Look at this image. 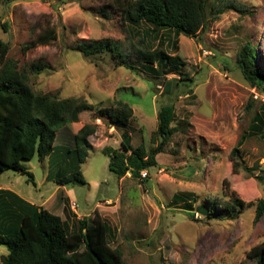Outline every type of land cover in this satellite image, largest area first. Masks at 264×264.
<instances>
[{"label": "rangeland", "instance_id": "1", "mask_svg": "<svg viewBox=\"0 0 264 264\" xmlns=\"http://www.w3.org/2000/svg\"><path fill=\"white\" fill-rule=\"evenodd\" d=\"M109 1L0 3V44L6 45L5 60L26 72L36 62L48 65L38 75L29 74L34 91L61 99L81 98L93 105V111L81 113L77 125L66 129L70 132L61 128L55 141L58 148L72 150L71 131L86 124L95 128L89 137L93 149L79 167L86 185L65 187L73 194L77 215L82 219L99 214L112 230L108 237L111 247L121 251L125 264H254L247 252L264 242V213L254 221L257 204L264 202V130L247 137L237 160L231 151L247 136L264 101V94L251 89L235 65L237 52L251 43L264 69V0H235L240 11H226L209 22L205 33L193 38L161 32L163 48L180 62L164 70L151 65L158 74L134 60L129 62L137 71L127 70L109 52L90 63L73 50L83 42L99 40L121 45L124 54L133 45L139 46L140 36L134 32L145 27L127 25L112 9L104 14L101 8H107ZM51 27L56 29L55 42L23 51ZM168 40H176V46L170 48ZM147 41L152 47L160 42L150 37ZM179 79L185 82L175 88ZM164 82L171 83L170 95H166ZM185 83L189 88L182 86ZM119 101L133 111L125 127L112 126L107 118L97 119L100 110H114ZM170 101L179 130L164 153L157 155L158 167L141 175L142 180L130 174L117 180L101 150L120 148L125 137L132 148H154L151 135L156 130L157 111ZM67 133L70 142L62 140ZM58 153L55 150L57 157ZM23 164L34 184L26 175L7 171L0 177L1 187L36 207L46 200L45 208L60 216L66 191L56 192L61 188L54 178L58 172L65 174L63 167L51 168L47 179L46 161L33 159ZM235 198L243 201L244 209L232 217H204L196 212L207 206V200L224 206ZM68 224L74 227L75 221L72 225L68 218ZM6 253L0 246V257Z\"/></svg>", "mask_w": 264, "mask_h": 264}, {"label": "trees", "instance_id": "2", "mask_svg": "<svg viewBox=\"0 0 264 264\" xmlns=\"http://www.w3.org/2000/svg\"><path fill=\"white\" fill-rule=\"evenodd\" d=\"M16 1L23 0H0V3L11 4ZM109 3L107 8H101L104 14L108 13L107 9H112L120 14L127 25L145 27L143 31L134 32L140 36L139 46L133 45L132 50L124 54L121 45L99 40L83 42L73 50L89 62L109 52L118 59L119 66L135 72L136 66L129 62L134 60L147 64L152 74H158L159 71L151 65L156 64L164 70L169 66L175 68L180 62L179 57L170 56L163 48L161 32L170 33L174 38L179 35L193 38L205 33L210 21H216L226 11L239 7L235 0H110ZM2 28L5 30L4 25ZM149 37L153 41H160L159 46L152 47V42L149 44L147 41ZM56 40V29L51 27L27 44L23 51L46 46ZM176 43V40L167 41L170 48H174ZM6 51V45L1 43L0 177L7 171H13L26 175L28 181L34 184L32 174L23 163L33 159L42 163L51 159L53 161L49 168L63 167L61 172L65 173H56L54 182L57 186L86 185L79 167L86 162L89 151L93 149L89 137L94 135L95 128L89 124L84 125L74 135L73 149L62 150L58 153L59 157L55 150L60 148L54 146V142L61 128L77 123L81 113L93 111V105L81 98L61 99L34 91L29 85V74L38 75L49 69L48 65L36 62L26 72L18 69L11 60H5ZM235 65L249 87L264 94V69L251 43H246L237 52ZM181 82L185 80L179 79L175 88ZM182 86L189 88L187 83ZM163 88L167 91L166 95L171 94L170 82H164ZM100 111L97 119L107 118L109 124L119 128L125 127L133 117L130 106L120 101L115 104L114 110ZM174 122V106L170 101L162 105L156 114L157 126L151 135L155 147L148 150L142 146L132 148L129 137L121 140L118 149L104 147L101 151L108 156V170L117 180L126 174L136 180L144 179L141 173L146 172L147 175V172L158 167L157 155L164 153L172 136L179 130ZM263 130L264 101L252 118L247 136L245 134L240 138L231 151V157L237 160L239 149L247 137ZM243 209V201L235 198L224 206L215 200H207V206L196 208V212L204 217L224 219ZM263 213L264 202L260 201L256 206L254 221H258ZM111 231L97 213L92 218L77 219L74 227H70L67 220L27 203L9 190L0 189V246L7 251L6 255L0 257V264H125L121 251L112 248L108 241ZM247 258L254 264H264V242L247 252Z\"/></svg>", "mask_w": 264, "mask_h": 264}, {"label": "crops", "instance_id": "3", "mask_svg": "<svg viewBox=\"0 0 264 264\" xmlns=\"http://www.w3.org/2000/svg\"><path fill=\"white\" fill-rule=\"evenodd\" d=\"M78 123V122H77ZM77 123H71V124H67V125H65L64 126V129L66 130V129H70L71 130V128H69V127H72V126H76L77 125ZM67 127V128H66ZM83 127V126H82ZM81 127V128H82ZM80 128V129H81ZM80 129H78V131L80 130ZM70 130H68L69 132H70ZM67 130H66V132H68ZM78 131H74L73 133H72V131H71V135H72V139L74 138V135H76L77 134V132ZM63 133H65V131H63ZM58 134V133H57ZM66 136V135H65ZM63 137L62 138V140H64L65 142H70V141H68L69 140V134L67 133V137ZM57 137V136H56ZM55 141H56V139H55ZM54 146H56L55 145V142H54ZM57 147V146H56ZM72 147H74V140H72ZM56 149H58V148H56ZM67 149H70V147H68V148H63V147H61L60 149H58L59 150V152H63L62 150H67ZM73 149V148H72ZM55 150V149H54ZM51 159H46L45 161L47 162V165H48V168H49V166H50V163L53 161V160H51ZM44 161V162H45ZM43 163V162H42ZM49 177H51V174H50V168H49V175L47 176V179L49 178ZM65 187L66 186H58L57 188H61V189H57L56 190V192H59V191H61V192H63L64 193V191H66V189H65ZM0 189H2V190H8L7 188H2L1 187V185H0ZM10 191V190H9ZM12 192V191H11ZM73 200V194H72V192L71 191H66L65 192V196H64V198H63V201H62V206H63V208L61 209V215L59 216L62 220H67V222H68V218L70 219V221L72 222V225H73V223H74V221H76L77 219H81L78 215H77V210H76V205H75V203L72 201ZM46 204H48V201H46V200H44V201H42V202H40L39 203V205H38V207H41V208H43V209H45V210H47L46 208H45V205ZM73 204L75 205L74 207H73ZM47 207H48V205H46ZM97 207V206H96ZM48 212H49V210H47Z\"/></svg>", "mask_w": 264, "mask_h": 264}, {"label": "built area", "instance_id": "4", "mask_svg": "<svg viewBox=\"0 0 264 264\" xmlns=\"http://www.w3.org/2000/svg\"><path fill=\"white\" fill-rule=\"evenodd\" d=\"M141 175L144 177V176L146 175V172H142ZM74 206H75V205L73 204V207H74Z\"/></svg>", "mask_w": 264, "mask_h": 264}]
</instances>
